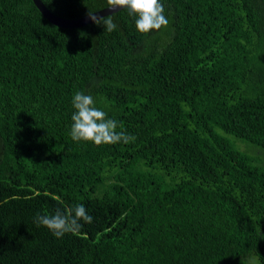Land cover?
Returning <instances> with one entry per match:
<instances>
[{
    "label": "trees",
    "instance_id": "1",
    "mask_svg": "<svg viewBox=\"0 0 264 264\" xmlns=\"http://www.w3.org/2000/svg\"><path fill=\"white\" fill-rule=\"evenodd\" d=\"M161 2L141 34L126 9L107 32L0 0V264H264V0ZM80 91L135 141H73ZM77 204V234L37 227Z\"/></svg>",
    "mask_w": 264,
    "mask_h": 264
},
{
    "label": "clouds",
    "instance_id": "2",
    "mask_svg": "<svg viewBox=\"0 0 264 264\" xmlns=\"http://www.w3.org/2000/svg\"><path fill=\"white\" fill-rule=\"evenodd\" d=\"M107 5L110 13L126 9L130 16L135 17L136 30L141 34L160 30L169 23L161 0H107ZM88 17L96 25H103L107 32L117 28L111 14L97 16L89 11ZM72 106L74 112L71 116L70 136L73 141L92 142L97 146L120 142L128 144L135 141V136L124 130L117 131L118 127L123 129V125L108 118L102 109L97 108L92 95L82 91L76 92L72 98ZM92 220L85 206L77 204L63 212L57 210L54 214H37L35 223L37 227H46L54 237L60 239L69 233L77 234L83 227L81 221L91 224Z\"/></svg>",
    "mask_w": 264,
    "mask_h": 264
},
{
    "label": "water",
    "instance_id": "3",
    "mask_svg": "<svg viewBox=\"0 0 264 264\" xmlns=\"http://www.w3.org/2000/svg\"><path fill=\"white\" fill-rule=\"evenodd\" d=\"M32 2L41 15L53 25L64 28H72L92 22V20L88 17V14L72 19L62 18L50 12L40 0H32ZM94 14L97 16H104L110 14V10H108V6H106L102 9L94 11Z\"/></svg>",
    "mask_w": 264,
    "mask_h": 264
}]
</instances>
